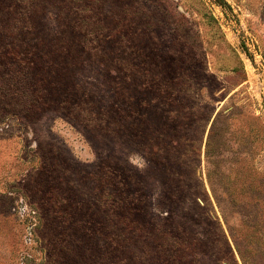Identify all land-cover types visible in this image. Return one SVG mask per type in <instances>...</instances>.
I'll use <instances>...</instances> for the list:
<instances>
[{
  "label": "rangeland",
  "instance_id": "1",
  "mask_svg": "<svg viewBox=\"0 0 264 264\" xmlns=\"http://www.w3.org/2000/svg\"><path fill=\"white\" fill-rule=\"evenodd\" d=\"M0 264H264V0H0Z\"/></svg>",
  "mask_w": 264,
  "mask_h": 264
},
{
  "label": "trees",
  "instance_id": "2",
  "mask_svg": "<svg viewBox=\"0 0 264 264\" xmlns=\"http://www.w3.org/2000/svg\"><path fill=\"white\" fill-rule=\"evenodd\" d=\"M227 247H229V245L227 244Z\"/></svg>",
  "mask_w": 264,
  "mask_h": 264
}]
</instances>
